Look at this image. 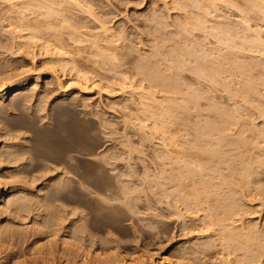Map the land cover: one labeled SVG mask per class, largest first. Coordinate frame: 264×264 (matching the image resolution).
I'll return each mask as SVG.
<instances>
[{
    "label": "bare ground",
    "instance_id": "bare-ground-1",
    "mask_svg": "<svg viewBox=\"0 0 264 264\" xmlns=\"http://www.w3.org/2000/svg\"><path fill=\"white\" fill-rule=\"evenodd\" d=\"M22 1L20 3H26V1ZM40 2L39 6L35 3L36 6H34L36 8L32 6L36 10L31 8L33 11H30L29 9V12L28 9H26L29 13L25 10L24 12L27 13L26 15L22 13V16H19L10 22L15 26L13 27L15 29L11 31L12 28L10 29L11 32H7L8 34L5 36V43L2 47L3 49H0V117H2L3 115L1 114H4L9 108H14L22 114H28L29 117L33 119V123L28 122L27 120L24 121L21 126H15L16 128H12V125L11 128L8 127V130L0 129V264H141L144 259H140V257L143 255L136 256V253L133 252V255L135 256H132V253L125 254L117 249L119 244V238L117 235L120 234L121 230L118 231V228L116 229L115 227H112L113 224L111 226L108 225L105 231H101L98 227L93 225V223L88 225L86 223L85 210L89 213V211L92 210L90 207L92 204L94 206L93 208L96 210H109L115 208L112 210L114 212L117 210L116 207H118V205L114 206V203L122 205L124 207L123 209H126L125 211H127L125 212V219L130 223L129 226H131V229H129V231L131 230L134 241H137L138 244L140 239H137L140 236V231H142L140 229V227H142V220L144 223L142 229L145 228L148 220H150L148 223H151V219L147 220L144 218V214H151V211H149L152 206L151 201L160 203L157 205H163L161 203H164L165 206H163L165 208H167V205L170 207V201L165 198L168 197L169 193L173 194L174 192L178 199L177 202L182 203L180 205H187L186 208L188 210L189 208L192 209V211L194 210L191 219L199 214V209H203V213L200 210L202 217L200 218V215L199 217L197 216L198 219H196L199 223L201 221L200 225L203 223L202 226H204V228L200 226L202 229L199 228V232L202 231L201 233H204L205 231H209L210 234L212 233V235H209L214 237H217L215 234H220L216 239L219 240V238H221L222 240L224 237L226 241L222 240V242H218L223 243L224 241V246H227L224 248L225 251L227 248H232L231 250L233 252L236 250V254L237 249L238 252L241 248L240 252L244 250V252L242 251L244 255L242 254L240 258L245 256L246 260L240 258L236 260L238 258L236 254V259L232 257L235 261L240 260L239 264L241 263V260H249L252 263L257 264L260 261L264 262V217L262 218L263 221L261 220V223H257V221L255 222L252 220L253 218L247 221L244 219L245 224H243V221H241L242 223L239 222L242 218H245L244 212L246 214L247 206L243 197L246 194L257 195V197L259 196L264 203V183L262 182L264 179H260V175H263L264 172V116L259 127L257 124V128L254 126L256 128L255 130L253 128L251 129V127L249 130L246 128V131L248 132L243 135L241 134L242 136H238L240 132H245L243 128L244 126L242 125L245 120L240 114H237V116L241 117L242 121L240 122V117L238 118L234 115L235 111L234 113L232 112V114L231 112H226L228 110L222 111L221 109L218 111V108L220 107H216L218 111L216 118L212 119L209 116V119L206 114L207 119H204L206 118L204 116L205 114L200 116L201 113L197 108L198 106L194 107V109L197 108L198 110H193L194 113L189 114H197L190 117H192V119H196L193 117H201L203 120L200 121L206 120L208 123L204 121L202 123H205L204 126L196 128L197 125H193V121L191 128H189V123L191 122L189 120L190 118L188 119V122L187 118L185 119V117H182V110L179 111L175 107V109L172 107L175 110V113L176 110L181 112V116L177 112L179 114L178 116L182 117L180 119L176 115V118L178 117L177 120L180 123H182L183 120L186 121L184 122V125H182L183 123H179L180 127L175 128L172 126V124H176L174 120L167 125L169 122L167 117V119H165L167 120L165 121V124L162 123V126H160L162 129L158 128V131L162 132V135H159V138L162 137L160 142L157 140L158 143L156 142V144L154 143L152 145L153 155H155L153 158V163L155 164L154 171L157 172L149 176V174L141 175L140 173H138L140 175H136V170L134 171V168L130 164L127 165V160H125V164L128 168H124L126 170H122L121 165L120 169L115 166V159L120 158L121 160H124L125 157L123 155L126 154V157H129L131 152L135 149L129 142L125 144L124 140L119 141V143H117V145H119L114 147L110 157H107L109 153L107 152V155L105 150L103 152L101 150V152L98 153L90 152L86 147L87 141L90 140L86 139L87 123L78 118L81 111L76 117L70 108L72 106L74 93H80L81 90H87L93 85L99 86L101 79H107L106 81L102 80L105 83L108 80H112L111 84H109V82L106 84L102 82L103 84L100 85L101 88L99 87L100 89L104 87L103 90L105 89L107 92L106 94L119 91L118 93L121 92V94L126 93V95H130L131 99L133 98L132 96H134V98L137 96L139 103H143L146 100H153L154 98H152V96L156 92H160V95L167 99L179 96L181 99L185 100L187 95L190 97H197L198 91H196V89H191L190 82V85L186 84L187 81L185 83V78L181 73V70L187 66L183 59L184 55H189L190 57L188 56V58L193 56L192 61L196 62L195 67H193V69L195 68V71H193L197 74L195 79L197 78L198 80V77H205L208 78L210 82H213L217 76L225 71L230 77L233 76L236 69L232 70L234 67L241 68L243 66V68L247 67L249 69L257 64L264 63V58L261 57L264 55V42L262 39H259L261 38V31L259 28L264 26V3H261L260 0H171L173 3L171 6L168 5L169 3L166 1L161 2L163 5L159 4L155 6V10L146 16L141 24L147 32L151 33V35L154 34L156 37L159 36L161 38L164 36V38H166V36H174V34L182 35L190 33L191 35V32L197 30V32L200 31L198 33H201V36H198L196 40H199V37H202V42H199L198 45H193L194 47L189 45L190 47L186 51L184 50L186 48L183 50H176V48L171 60L166 57L167 55H163L164 52H162L159 45L157 46L154 44L153 49L151 51L149 50V52L147 49L144 50V48L142 49L144 53L142 50L139 51V49H137L138 55L133 61L123 62L122 60L121 62V60H117V55L120 54H118L120 50L129 47V44L126 42L128 40L129 32H126L124 28L123 30H120V28L117 29V22L115 23L117 27H108L105 25V21L100 19V15L98 16V13L95 12L94 9L96 7L94 9L91 8L97 6V9L99 10L102 7V0H40ZM87 2L89 6L90 3L93 6L89 7ZM25 3L21 5H25L26 7L27 4ZM29 3L28 5L32 2ZM170 9L175 12H169ZM101 13H105L104 10L103 12H100V14ZM2 14H4V12ZM181 14L182 16L184 15L182 21L179 19L182 18V16H179ZM91 15L93 17H90ZM9 18L11 19V17ZM185 18L187 21H183ZM6 21L8 22V20ZM8 27L9 26L6 28ZM255 27H257V29ZM251 30H253V34H250ZM3 31H5V29ZM262 31L264 30L262 29ZM177 35H175V37ZM211 38L213 40H211ZM143 40L145 39L143 38L142 41ZM183 40L186 43L188 39L185 40L183 38ZM184 41L182 42L183 44ZM139 42L142 43L140 40ZM171 43L169 46H171ZM168 48L173 49L174 47H167V49ZM130 49L131 48H128L127 51L131 52ZM108 51L110 53H107ZM171 53L170 55L168 54L169 57L173 54ZM252 53H260L259 57H261L262 60L258 61L260 58H257ZM245 58L246 60H249L242 61V59ZM113 59L120 61V63L118 62L117 64ZM188 61L186 62L188 63ZM192 61H189V64H191L190 62ZM129 62H132V67H124V65ZM67 65L69 66V68H67L69 69V72L74 71L73 76H75L73 77V80L75 79L80 83L78 87L79 91L74 92L73 90V92L69 94L66 92H61L62 94H59L58 92L57 94V92L54 91L59 90L56 89V84H58L61 75L58 73L61 70L63 76V73L67 72V69L65 68ZM190 66L193 65L191 64ZM185 68L187 69V67ZM37 70L40 71L35 75L32 74V79L34 77L32 85L38 81L42 74L45 78V82L42 84L43 87H39L41 88L39 91H35L31 84L26 83V80L29 78L27 73L33 71L36 72ZM193 71L191 72L193 73ZM130 72L138 77V83L137 81L134 82L131 77L127 76ZM243 72L241 71L240 73L243 74ZM246 73V76L242 75L245 78L248 75V72ZM66 75H68V72ZM69 75L68 81L71 79ZM224 75L225 74L223 73V76ZM237 75L238 74H236V76ZM238 76L241 75L239 74ZM238 76L237 78H239ZM230 77L228 79L232 80ZM239 79H237V81H239ZM226 80L227 78H225L224 82H226ZM143 82L147 83V87L142 85ZM224 82L223 84H226ZM230 82L231 81L229 80V83ZM234 83L235 82H233V84ZM136 84H139L140 86L138 87ZM223 84L222 89L224 88ZM30 85L32 87H30ZM49 85H53V87H49ZM58 86L60 85L58 84ZM227 86L229 85H226L225 87ZM61 87L63 86L61 85ZM11 90H14L13 94L6 99V93H10ZM249 90L253 91L254 89L250 87ZM89 91L91 90L89 89ZM53 92L57 95L54 94V97L50 99V102L47 104L48 97L50 98L48 95H51ZM231 93L229 92V96ZM233 93L236 95L234 91ZM201 95H204V92L201 93ZM237 95H239V92ZM153 97H156V95ZM233 97L235 96L230 97V99ZM127 98L130 99L129 96ZM236 98L238 97L236 96ZM228 99L226 100L228 101ZM172 100L173 99L170 100V104ZM150 102L151 101H149V103ZM197 102L198 99H196L195 106L197 105ZM146 104L142 107L144 110L152 108V105L147 108ZM136 110L138 111L137 108ZM144 110H141L142 114L145 113L143 112ZM10 113L11 112H9V114ZM82 114H85V112L82 111ZM151 116H153V114ZM184 116L189 117L188 113ZM81 117L83 116L81 115ZM7 119L8 118H5V120ZM5 120L2 121L1 119L2 122H5ZM208 120H214L215 123L209 125L210 122ZM185 123L187 125L189 124L188 129L193 135L189 131L185 133L184 130L187 129ZM103 124L101 125L103 126ZM37 126L42 127L38 128ZM149 126L146 124V127L149 128ZM182 126L186 128L184 129ZM192 126H194L195 129H192L194 128ZM154 128L157 129V127ZM189 133H191L193 137L189 136ZM186 135L190 137H188L189 140ZM38 137L39 140L36 141V138ZM151 137L153 136L151 135ZM154 137L156 136L154 135ZM142 138H145V135ZM147 139L150 138L147 137ZM147 139H145V141ZM138 140L141 141V138L139 139L138 137ZM107 142L108 141L105 143ZM186 143H188L187 147L185 145ZM100 148H103V145ZM140 152L142 153V150ZM89 157L90 159L92 158V160L94 159L92 162H89V164L95 168L101 170L104 167L103 163H105L110 164V168H107L109 172L113 170V173L114 169H118V172L115 171V173L107 179L108 183L106 185L105 178L93 175L82 169L81 165L88 163L87 159H89ZM110 158H113L114 160L112 159L111 161ZM73 162L77 164L75 165ZM115 162H117V160H115ZM175 195H173V197ZM85 197L94 199L95 205L91 200H88ZM202 204L205 207L200 208L199 206H203ZM184 206L182 207L186 211L187 209ZM194 206L195 208L199 207L196 208L198 210H196ZM165 208L163 209L165 210ZM174 209H176V206ZM174 209L173 211L175 212L176 210ZM144 210H148L149 212L147 211L144 213ZM177 210V214L174 215L178 216V212L180 211L179 207H177ZM188 210L187 212H190ZM204 212L206 213L204 214ZM120 214L121 213H119V215ZM141 214H143L144 217H141ZM169 214L166 216H169ZM163 215L164 213H162L161 216L165 217V215ZM171 215L173 217L172 212ZM180 215L183 216L182 213ZM189 217L190 215L188 218ZM180 218L182 220V217ZM188 218L186 219L188 220ZM164 219H166V217ZM145 220L146 223L144 222ZM187 220L184 219V221H186L185 223L188 222ZM191 221H193L192 224L195 223V219L190 220V222ZM181 222L179 228L183 227L184 230L189 229V232L191 231L190 229L195 230L199 227V225L196 226L195 224L197 228L194 225H190L191 227L186 228L189 224L182 223L184 226L187 225L184 228L183 225L181 226ZM236 222H239V225L236 224ZM150 226L156 228L154 224V226H146V229ZM124 227L125 226H123V228ZM154 228L152 229L153 231H156V233H162V231L159 233V231ZM150 229L151 228L148 230ZM203 229H205V231H203ZM150 231L152 232V230ZM158 234H154L153 236L155 237ZM221 234H223V236H221ZM183 236L185 237V235ZM206 236H208V234ZM206 236L204 237L206 238ZM210 236L207 237L209 240L212 238ZM171 238L173 239V237ZM158 239V242L160 243V237ZM190 240L192 239L190 238ZM203 240H201L202 244L205 243ZM134 241L131 242L136 245V242ZM198 241L196 240L197 243L200 242ZM215 241V239H211L212 245L210 244V247L214 248ZM163 243V246H165V242ZM167 243L168 242H166V244ZM202 244H199V246L196 244V247L198 246L200 248L201 245L202 250ZM207 244H205V246L208 247L209 245ZM147 245L144 244L143 247ZM136 246L137 248H140L142 247V244L141 246ZM187 247L184 248L183 246V250H181L184 254L177 253L179 251L178 247V249L175 248L178 251L175 249L173 250V253L175 251L177 253V258H175L176 255L172 254V256H175L174 258L177 259V263L179 262L181 264V262H183V259L185 258L184 255L186 256L189 252H195V249L191 246L190 247L194 249H192L194 252L190 247H188L190 250H184L188 249ZM221 247L223 248V244L219 248ZM203 248L202 252H204V250L206 251L205 247ZM210 249L211 248H207V250ZM141 251H144V248L143 250L141 249ZM147 251L150 250L147 249ZM184 251L189 252L185 254ZM196 251H198V249ZM230 251H228L229 254L226 252L228 254L227 256H230ZM170 252L172 253L171 250ZM144 253H146V251H144ZM146 254L148 255V253ZM178 254H180V257L183 256L184 258L180 259ZM232 254L233 255L231 256H234V253ZM152 255L154 254H150V256L148 255V258L151 259ZM222 255V264H225L226 261L223 258L228 257L223 255L222 258ZM150 259L149 261L152 262L153 260ZM161 260H163V258ZM156 261L154 260L153 264H157ZM174 261L176 262V260ZM249 264L251 263L249 262Z\"/></svg>",
    "mask_w": 264,
    "mask_h": 264
},
{
    "label": "rangeland",
    "instance_id": "rangeland-1",
    "mask_svg": "<svg viewBox=\"0 0 264 264\" xmlns=\"http://www.w3.org/2000/svg\"><path fill=\"white\" fill-rule=\"evenodd\" d=\"M15 1V2H14ZM20 0H0V49H3L2 47H3V45H4V43H5V36L8 34L7 32H11V31H13L15 28H13V27H15L14 25H12L10 22L12 21V20H15V18H17V17H19V16H22L23 14L22 13H24V15H26L27 13H29L32 9H35L36 7V4H38V6H39V4L41 3L40 2V0H29V2L31 3H29L28 2V0H24V1H26V3L25 4H27V8L25 7V5H21V4H24V3H20L19 2ZM33 1H34V4H33ZM103 2H102V9L100 8V7H98V8H100L99 10L97 9V6H94V7H91V6H93V5H91V3H90V6H89V4H88V2H87V4H88V6L89 7H91V8H95L94 10H95V12H97L98 13V16L100 15V19H102V20H104L105 21V25L106 26H108V27H117V29H119L120 28V30H123V28H124V30H126V32H129V35H128V40L126 41L127 42V44H129V47H127V49H123V50H120L119 52H118V54L119 55H117V60H121V62H122V60H123V62H128V61H133L134 59H135V57L138 55V53H137V49H139V51H141L143 48H144V50H148V52H149V50L151 51L152 49H153V45L155 44V45H159L160 46V48H161V50H162V52H164L163 53V55H167L166 57L167 58H169V60H171L173 57V55H174V50L176 49V50H183L184 48H186V49H184L185 51L186 50H188L189 49V45H192V47H194L195 45H198V43L199 42H202V40H201V38L202 37H199L200 39L198 40H196V38H198V36H201V33H198V32H200V31H198L197 32V30L195 31H193V32H191V35H190V33L188 34V33H186V34H182V35H180V34H174V36L173 35H168V37L166 36V38H164V36H162L161 38L159 37V36H155L154 34V36L153 35H151V33H149V32H147L144 28H143V26L141 25L142 24V22H143V20L145 19V17L146 16H148L149 14H151V12H153V10H155V6H157V5H163L161 2H168L169 4L168 5H173V3L171 2V0H102ZM152 1H154V2H152ZM157 1V2H156ZM159 1V2H158ZM262 0H260V2H261ZM264 1V0H263ZM261 2V3H264V2ZM5 2V3H4ZM19 2V3H18ZM23 2V1H22ZM30 4V5H28V3ZM149 2H150V4H149ZM153 4H152V3ZM36 3V4H35ZM33 4V5H32ZM17 5V6H16ZM35 5V6H34ZM32 6H34V7H32ZM150 6H152V7H150ZM10 8V9H9ZM24 8V9H23ZM32 8V9H31ZM38 8V7H37ZM147 8V9H146ZM26 9H28V11H29V9H30V11L28 12ZM151 9V10H150ZM19 10V11H18ZM26 10V12L27 13H25L24 11ZM36 10V9H35ZM103 10H104V12L105 13H101L100 14V12H103ZM174 10H177V9H174ZM18 11V12H17ZM23 11V12H22ZM33 11V10H32ZM93 11V10H92ZM175 12V11H173L172 9H170L169 10V12ZM4 12V14H2ZM10 12H11V15H10ZM112 12V13H111ZM121 12V13H120ZM123 12V13H122ZM14 14V15H13ZM121 14V15H120ZM9 15V16H8ZM88 15V14H87ZM114 15V16H113ZM123 15V16H122ZM129 15V16H128ZM117 16V17H116ZM120 16V17H119ZM134 16H136V17H134ZM179 16H182V14L181 15H179ZM9 17H11V19L9 18ZM90 17H93L92 15L90 16ZM114 17H116V18H114ZM183 17H184V15L182 16V18H179V19H181L180 21H182V19H183ZM111 18V19H110ZM113 18V19H112ZM141 19V20H140ZM6 20H8V22L6 21ZM119 20V21H118ZM137 20V21H136ZM2 21H4V22H2ZM129 23H128V22ZM183 21H187L186 20V18H185V20H183ZM117 22V26H116V23ZM119 22H120V24L122 25H120L119 24ZM122 22V23H121ZM126 22V23H125ZM252 22V21H251ZM250 22V23H251ZM8 23V24H7ZM261 23V22H260ZM10 24V25H9ZM124 24V25H123ZM127 24V25H126ZM132 25V26H131ZM137 25H139V26H137ZM7 26H9L8 28H6ZM126 26V27H125ZM137 28H136V27ZM133 27V28H132ZM3 28V29H2ZM13 28V29H12ZM256 29H257V27H255ZM264 30V26H262V27H260L259 29H260V37L261 38H259V39H262L263 40V42H264V31H262V29ZM5 29V31H3ZM8 29H9V31H8ZM10 29H12L11 31H10ZM7 30V31H6ZM3 31V32H2ZM132 31V32H131ZM134 32H135V34H134ZM252 32V33H251ZM251 32H250V34H253V30H251ZM263 32V33H262ZM4 33V34H3ZM133 33V34H132ZM1 34H2V36H1ZM143 34H144V37H143ZM199 34V35H198ZM148 35V36H147ZM175 35H177L176 37H175ZM184 35H186V36H184ZM190 37H188V36ZM195 36V37H194ZM197 36V37H196ZM138 37V38H137ZM140 37V38H139ZM150 37H151V39H150ZM153 37V38H152ZM155 37V38H154ZM177 37H179V38H177ZM191 37H192V39H191ZM147 39L146 40V42H145V40H143L142 41V39ZM162 38H164V39H162ZM172 38V39H171ZM175 38H177V39H175ZM183 38L185 39V40H187L186 41V43H185V41L183 40ZM194 38H195V40H194ZM154 39V40H153ZM156 39V40H155ZM179 39V40H178ZM181 39V40H180ZM190 39H191V41L193 42V40H194V42H193V44H192V42L190 41ZM136 40V41H135ZM139 40L142 42V43H140L139 42ZM150 40V41H149ZM153 40V41H152ZM158 40V41H157ZM160 40V41H159ZM163 40V41H162ZM167 42H166V41ZM169 40H171V41H169ZM184 41V44L182 43L183 41ZM201 40V41H200ZM211 40H213L212 38H211ZM138 41V42H137ZM179 41V42H178ZM180 41H182V42H180ZM191 42V44H190V42ZM198 41V42H197ZM172 42V43H171ZM197 42V43H196ZM139 45H138V44ZM144 43V44H143ZM156 43H159V44H156ZM161 43V44H160ZM163 43V44H162ZM170 43H171V46H169L170 45ZM180 43V44H179ZM195 43V44H194ZM136 44V45H135ZM173 44V45H172ZM188 45V47H187V45ZM142 45H144V46H142ZM180 45V46H179ZM194 45V46H193ZM138 46V47H137ZM150 46H151V49H150ZM176 46V47H175ZM179 46V47H178ZM136 49H135V48ZM149 47V48H148ZM167 47H174L173 49H170V48H168L167 49ZM181 47V48H180ZM197 47V46H196ZM128 48H131L130 49V51L131 52H128L127 50H128ZM134 48V49H133ZM197 49V48H196ZM198 49H199V47H198ZM167 50V51H166ZM175 50V51H176ZM142 52H143V50H142ZM173 54H172V53ZM107 53H110L109 51L107 52ZM144 53V52H143ZM170 53L172 54L171 55V57H169L168 56V54L170 55ZM252 54H254V53H252ZM259 54L260 53H255L254 55L258 58L259 57ZM188 56L189 55H184L183 56V59H184V62L186 63V65L187 66H185V67H187V69L184 67L182 70H181V73H182V76L185 78L184 79V81H185V83H186V81H187V85L189 84V82H190V87H191V89H193V90H195L196 89V91H198L197 92V94H198V96L197 97H190L189 95H187V97H186V99L184 100V99H181V97H179V96H176V97H174V98H171V99H173L172 101H171V104H170V100L171 99H167V98H164V97H162L161 95H160V92H156L153 96H155L156 95V97H153L152 96V98H154L153 100H146L145 102L147 103H145V102H143V103H139V99L137 98V96H135V98H134V96H132L133 98L131 99L130 98V95H126V93L125 94H121V92L120 93H118L119 91H116L115 93L114 92H111L109 95L108 94H106L107 92L105 91V89L103 90V88L102 89H100L101 88V84H106L107 82H109V84H111V82H112V80L111 81H107L106 83L105 82H103L102 80H104V81H106L107 79H101V83H99L100 85L98 86V85H95V86H97V87H95L94 85L93 86H90L87 90L89 91V89L91 90V91H87L86 89L83 91V90H81L80 91V93L78 92V93H74V97H73V99H72V106L70 107L71 108V110L74 112V114H75V116L77 117V115L80 113V111H81V113L78 115L79 117V119H81V120H83L84 122H86L85 124H86V128H87V137H86V139L88 140V139H90V140H86L87 141V145H86V147L88 148V150L90 151V152H92V153H98V152H101V150H102V152L105 150L106 151V153L108 152L109 153V155H108V153H107V157H110V155H111V152L114 150V147L115 146H118L117 145V143H119V141H125V144H127V142H129L135 149L131 152V154L129 155V157H126V154H124L123 156L125 157V159L124 160H121L120 158L119 159H115V160H117V162H115V160H114V164H116L115 166L118 168V169H120V167L122 168V170H126L127 168H128V166L127 165H131L134 169V171L136 172V175H144V174H149V176L151 175V174H155V172H157V171H154L155 170V168H154V166H155V164L153 163V158L155 157V155H153V144L155 143L156 144V142H157V140H159L158 142H160V139H161V137L159 138V135H162L161 133L162 132H159L158 131V128H160V129H162L160 126H162V123L163 124H165V121H169L168 122V124L167 125H169L170 124V122L171 121H173L174 120V122L176 123V124H172V126L173 127H175V128H178V127H180V124H182V125H184V122L186 121H184L183 120V122H182V120H181V122L182 123H180L178 120H177V118L179 117L178 115L180 114V116H181V112H182V117H185V119L187 118V120L189 119L191 122L188 124L190 127L189 128H191V125L193 124V121H194V124L193 125H197L196 126V128H200L201 126H204L205 125V123L204 124H202L204 121L205 122H207L206 120H204V121H200V120H203V118H201V117H199V118H197V117H193V118H196V119H198V120H196V119H192V117H190V116H195L197 113H195V115L194 114H192V115H190L189 113H194V111H196V109L198 108L199 110H200V116H203L204 114V116L206 117V114L208 115V118H209V116H210V118H216V115H217V112L218 111H220L221 109H222V111H226V110H228V111H226V112H233L234 113V111H235V113H234V115L235 116H237V114H240V116L245 120L244 122H243V128H244V131L245 132H240L239 134H238V136L240 135V136H242L243 134H246V132H248V131H246V128L249 130L250 129V127H251V129L253 128L254 130L257 128V124H258V127L260 126V123L262 122V120H263V116H264V63H262V64H257V65H255V66H253V68H247V67H244L243 68V66L241 67V68H238V67H234V68H232V70H234L235 68V71H234V75L236 76V74H240L241 76H238L239 78H241V79H239V78H237V76L235 77L234 75L233 76H229V75H227L226 74V71L225 72H223L225 75L223 76V73H221L219 76H217L216 78H215V80L213 81V82H210V80L208 79V78H205V77H198V80H197V78L195 79V76L197 75L194 71H195V68L193 69V67H195V65H196V62H194V61H192L193 59V56H191V58H188ZM120 57H122V58H120ZM190 57V56H189ZM262 58H264V55H262L261 56ZM261 57H259L260 59H258V61L259 60H262V58ZM248 58V57H247ZM114 61H116L115 59H113ZM112 60V61H113ZM192 61V62H190L193 66H190L191 64H189V61ZM245 61L246 60V58L245 59H242V61ZM249 59H247L246 61H248ZM186 61H188V63L186 62ZM117 62V64H118V62L120 63V61H116ZM165 64V63H164ZM132 62H129V63H126L125 65H124V67L125 66H128V67H132ZM68 66V65H67ZM67 66H65V68L67 69V68H69V66L67 67ZM40 67V66H39ZM105 67V66H104ZM106 68H107V66H106ZM189 68V69H188ZM247 68V69H246ZM43 69V68H42ZM66 69H65V71H66ZM241 69V70H240ZM246 69V70H245ZM251 69V70H250ZM184 70V71H183ZM187 70V71H186ZM194 70V71H193ZM240 70V71H239ZM247 70H249V71H247ZM38 71H40V70H37L36 72L35 71H33V72H28L27 74L29 75V78L26 80V83H28V84H31L32 85V81H33V79H34V77H33V79H32V76L33 75H35L36 73H38ZM183 71V72H182ZM185 71H186V73H185ZM190 71V72H189ZM191 71H193V73L191 72ZM243 72V74L242 73H240V72ZM248 72V75H247V77L245 78V77H243V76H246V72ZM67 72H68V75L70 74V73H72V74H70L69 76L71 77V79L70 80H73V77L75 76H73V72L74 71H70L69 72V69H67ZM67 72H64L63 73V76H64V74H65V76L63 77L62 76V71L60 70L59 71V73L58 74H61L60 75V79H59V82H61V81H63V82H61V83H59L58 82V84L60 85V86H58V84H56L57 86H56V89H59L58 91L56 90V91H54V92H57V94H58V92H59V94L62 92V93H67V94H69V93H71V92H73V90H74V92H76V91H79V84L80 83H78L75 79L73 80V81H68V79H69V77H68V75H66V73ZM189 74H188V73ZM131 73V74H130ZM130 73H128L127 74V76H129V77H131L132 78V80L135 82V81H137V83H138V77L137 76H135V75H133L132 74V72H130ZM26 74V75H27ZM33 74V75H32ZM192 74H194V75H192ZM252 74V75H251ZM124 75V74H123ZM190 75V76H189ZM243 75V76H242ZM31 76V77H30ZM181 76V77H182ZM192 76V77H191ZM43 77V78H42ZM120 77V76H119ZM122 77V76H121ZM197 77V76H196ZM224 77V78H223ZM232 78V80L231 79H228V78ZM187 78V79H186ZM194 78V79H193ZM225 78H227V80H226V82H224L225 81ZM239 79V81H237V79ZM66 79V80H65ZM218 79V80H217ZM95 80H97V79H95ZM189 80V81H188ZM192 80V81H191ZM229 80L231 81L230 83H229ZM236 80V81H235ZM244 80V81H243ZM253 80H254V82H253ZM222 81V82H221ZM235 82L234 84H233V82ZM44 82H45V78H44V75L42 74L41 75V77L38 79V81L36 82V83H34V85H32L33 86V88H34V90L35 91H39L43 86H42V84H44ZM77 82V83H76ZM103 82V83H102ZM116 82V81H115ZM223 82L224 83H226V84H223ZM239 82V83H238ZM241 82V83H240ZM247 82H248V85L250 86V87H252L254 90L253 91H250L249 90V86L247 85ZM38 83V84H37ZM196 83V84H195ZM68 84V85H67ZM95 84V83H94ZM108 84V85H109ZM194 84V85H193ZM200 86H199V85ZM204 84V85H203ZM221 84V85H220ZM222 84H223V89H222ZM30 85V87H32ZM35 85H36V87H35ZM54 85V84H53ZM53 85L52 86H50L49 85V87H53ZM61 85L63 86V87H61ZM138 87L140 86L139 84H136ZM142 85H145V87H147V83L146 82H143V84ZM197 85V86H196ZM219 85V86H218ZM226 85H229V86H227V87H225ZM238 85H240V86H238ZM249 87H247V86ZM102 86H104V85H102ZM195 86V87H194ZM243 86V87H242ZM246 86V87H245ZM39 87H41V88H39ZM94 87V88H93ZM100 87V88H99ZM199 87V88H198ZM230 87V88H229ZM233 87H234V89H233ZM242 87V88H241ZM78 88V89H77ZM228 88H229V90H228ZM247 88V89H246ZM15 89V88H14ZM66 89V90H65ZM100 89V90H99ZM204 89V90H203ZM237 89H239V90H237ZM96 90V91H95ZM146 90H148V89H146ZM203 90V91H202ZM244 90V91H243ZM14 91V90H13ZM13 91L11 90V94L8 92V93H6V95H5V98L6 99H8L12 94H13ZM70 91V92H69ZM100 91V92H99ZM102 91V92H101ZM233 91L235 92V94L236 95H234V93H233ZM52 93L51 95L49 94L48 96H50V98L48 97V102H47V104L50 102V99H52L53 97H54V94L55 95H57L56 93ZM96 92V93H95ZM104 92V93H103ZM203 93L204 92V95H201V93ZM228 92V93H227ZM229 92L231 93H233V95H232V93L230 94V96H229ZM239 92V95H237V93ZM61 93V94H62ZM200 93V94H199ZM97 94V95H96ZM106 94V95H105ZM220 96H219V95ZM259 94V95H258ZM88 95V96H87ZM94 95V96H93ZM112 95V96H111ZM235 96V97H233L232 99H230V97H232V96ZM263 95V96H262ZM86 96V97H85ZM99 96H100V98H99ZM124 96V97H123ZM129 96V98L130 99H128L127 97ZM236 96L238 97V98H236ZM8 97V98H7ZM81 97V98H80ZM90 97V98H89ZM125 97H126V99H128V100H126L125 99ZM188 97H189V99H188ZM222 97V98H221ZM259 97V98H258ZM100 100H99V99ZM106 98V99H105ZM111 100H110V99ZM194 98V99H193ZM203 98V99H202ZM229 98V99H228ZM235 98V99H234ZM82 99V100H81ZM190 99H192V100H190ZM196 99H198V102H197V105L195 106V102H196ZM219 99V100H218ZM226 99H228V101L226 100ZM249 99V100H248ZM87 102H86V101ZM168 100H169V102H168ZM180 100V101H179ZM232 100V101H231ZM138 101V102H137ZM149 101H151L150 103H149ZM174 101V102H173ZM185 101V102H184ZM188 101H189V104H188ZM183 102V103H182ZM234 102H235V104H234ZM86 103V104H85ZM89 103V104H88ZM132 103V104H131ZM166 103V104H165ZM177 103V104H176ZM185 103V104H184ZM187 103V104H186ZM190 103H192V104H190ZM221 103V104H220ZM224 103V104H223ZM230 103V104H229ZM232 103V104H231ZM253 103V104H252ZM258 103V104H257ZM137 104H138V106H137ZM144 104H146V106H147V108L150 106L151 107V105H152V108H150L149 110L148 109H145L144 110V108H142L143 107V105ZM157 104V105H156ZM172 104H176V105H172ZM181 104H182V106H181ZM223 104V105H222ZM103 105V106H102ZM117 107H116V106ZM155 107H154V106ZM187 105H189V106H191V107H189V106H187ZM202 105V106H201ZM228 105V106H227ZM146 106H145V108H146ZM162 106V107H161ZM164 106H166V107H164ZM177 106V107H176ZM187 106V107H186ZM198 106V107H197ZM134 107V108H133ZM175 107L176 109H178L179 111H181V112H179V111H177L176 110V113H175V108L173 109V108ZM182 107V108H181ZM194 107H197L196 109H194ZM218 107H220V108H218V111H217V108ZM110 108V109H109ZM129 108V109H128ZM136 108L138 109V111L136 110ZM141 108V109H140ZM189 108V109H188ZM191 108V109H190ZM119 109V110H118ZM164 109V110H163ZM185 109H187V110H185ZM197 109V110H198ZM240 109V110H239ZM245 109H247V110H245ZM259 111H258V110ZM13 110V111H12ZM75 110V111H74ZM141 110H144L143 112H145V113H143L142 114V111ZM148 110V111H147ZM194 110V111H193ZM232 110V111H231ZM77 111V112H76ZM82 111H84L85 112V114H82ZM165 111V112H164ZM193 111V112H192ZM261 111V112H260ZM5 112H6V114H5ZM4 112V114H1V115H3L2 117H0V129H3V130H8L9 128L8 127H12V125H13V127L12 128H16L17 126H21L22 124H23V122L24 121H27L28 120V122H32L33 123V119H31V117H29V115L28 114H22L20 111H18V110H16V109H8L7 111H5ZM9 112H11L10 114H9ZM136 114H134V113ZM152 112H154V113H152ZM179 114H178V113ZM199 112V111H198ZM212 112V113H211ZM250 112V113H249ZM257 112H259V113H261V114H259V113H257L258 114V116H257V114L256 113ZM8 113V114H7ZM150 113V114H149ZM165 113H166V115H165ZM187 113H188V116L189 117H186V116H184L185 114L187 115ZM216 113V114H215ZM232 113V114H233ZM244 113H245V116H244ZM105 116H104V115ZM123 114V115H122ZM148 114V115H147ZM153 114V116H151ZM199 114V113H198ZM214 114H215V116H214ZM4 115H5V117H4ZM7 115H8V117H7ZM27 115H28V117H27ZM81 115L83 116V117H81ZM86 115V116H85ZM118 115V116H117ZM142 115H143V117L145 118H143L142 117ZM145 115H147L148 117H153V118H148L147 116H145ZM176 115L178 116L177 118H176ZM212 115H213V117H212ZM137 116V117H136ZM240 116H237L238 118L240 117ZM26 117V118H25ZM105 117V118H104ZM129 117V118H128ZM135 117H136V119H135ZM156 117V118H155ZM167 117H168V119H167ZM182 117H179L180 119L182 118ZM241 117L239 118V120H240V122L242 121L241 120ZM248 117V118H247ZM252 117V118H251ZM5 118H8L7 120H5ZM18 118V119H17ZM84 118V119H83ZM124 118V119H123ZM138 118V119H137ZM154 118H155V120H154ZM209 118V119H210ZM256 118V119H255ZM258 118V119H257ZM1 119H2V121H4L5 120V122H2L1 121ZM86 119H88V120H86ZM127 119V120H126ZM135 121H134V120ZM144 121H142V120ZM165 119H167V120H165ZM170 119V120H169ZM179 119V120H180ZM204 119H207V117L206 118H204ZM251 119V120H250ZM14 120V121H13ZM126 120V121H125ZM189 120H188V122H189ZM21 121V122H20ZM105 121V122H104ZM142 121V122H141ZM152 121H153V123H152ZM195 121H196V123H195ZM209 121V120H208ZM246 121H247V124H246ZM251 121V122H250ZM9 122V123H8ZM104 124H103V123ZM130 122H131V124H130ZM210 122V124L209 125H213L214 123H215V121L214 120H212V121H209ZM4 123V124H3ZM103 124V126L101 125V124ZM106 123V124H105ZM145 123V124H144ZM152 123V124H151ZM156 123V124H155ZM180 123V124H179ZM201 123V124H200ZM208 123V122H207ZM35 124V123H34ZM133 124V125H132ZM146 124H147V126H149V128L148 127H146ZM157 124H160V125H157ZM253 124H255V125H253ZM10 125V126H9ZM37 125V124H36ZM141 125H142V127H141ZM185 125H187L186 123H185ZM188 125H187V129L186 130H184L185 131V133H187V131H189V132H191L189 129H188ZM248 125V126H247ZM16 126V127H15ZM50 126H52V125H50ZM101 126V127H100ZM107 126V127H106ZM140 126V127H139ZM145 126V127H144ZM152 126V127H151ZM200 126V127H199ZM256 128H255V127ZM38 127V126H37ZM40 127H42V126H40ZM40 127H38V128H40ZM103 127V128H102ZM154 127H157V129H155ZM192 127H194V126H192ZM101 128V129H100ZM104 128H105V130H104ZM111 128V129H110ZM145 128V129H144ZM114 129V130H113ZM136 129V130H135ZM141 129V130H140ZM150 129V130H149ZM192 129H195V127L194 128H192ZM112 130V131H111ZM124 130V131H123ZM131 130V131H130ZM138 130V131H137ZM153 130H154V132H153ZM107 131V132H106ZM156 131H158V132H156ZM194 131V130H193ZM101 132V133H100ZM103 132V133H102ZM106 132V133H105ZM112 132V133H111ZM114 132H117V133H114ZM120 132H121V135H120ZM143 132H146V133H143ZM152 132V133H151ZM140 133V134H139ZM153 133H154V135L157 137V138H159V139H157L156 137H154V135H153ZM192 133V132H191ZM191 133H189L190 135L189 136H191V137H193L192 135H193V133H192V135H191ZM107 134V135H106ZM118 134V135H117ZM126 134H127V137H126ZM129 134V135H128ZM150 134V135H149ZM242 134V135H241ZM110 135V136H109ZM113 135V136H112ZM145 135V138H142L143 136ZM151 135L154 137H151ZM112 136V137H111ZM122 136V137H121ZM136 136V137H135ZM187 136V135H186ZM189 136H187V138L189 137ZM237 136V135H236ZM237 136V137H238ZM108 137H109V139H108ZM124 137V138H123ZM138 137H139V139L141 138V141L142 142H144V143H142L140 140H138ZM147 137H149L150 139H147ZM104 138V139H103ZM106 138V139H105ZM130 138V139H129ZM190 138V137H189ZM189 138H188V140H189ZM115 139V140H114ZM127 139V140H126ZM143 139V140H142ZM145 139H147L146 141H145ZM39 140V137L38 138H36V141H38ZM106 141H108L107 143H105ZM152 141H153V143H152ZM157 142V143H158ZM128 143V144H129ZM148 143V144H147ZM129 144V145H130ZM140 144V145H139ZM143 144V145H142ZM103 145V148H100L101 146ZM138 145V146H137ZM186 145V147H187V145H188V143H186L185 144ZM98 148V149H97ZM92 149H93V151H92ZM149 149V150H148ZM110 150V151H109ZM135 150H137V151H135ZM142 150V153L140 152ZM97 151V152H96ZM152 151V152H151ZM144 152V153H143ZM105 153V152H104ZM135 153V154H134ZM140 155V156H139ZM145 156V157H144ZM264 158V157H263ZM111 159V158H110ZM109 159V160H110ZM112 159H111V161H112ZM128 159H130V160H128ZM149 159H151V160H149ZM88 160V163H86V164H84V165H81V167H82V169H84V170H86V171H88V172H90L91 174H93V175H96V176H101V177H103V178H105V185L108 183L107 182V179L108 178H110L114 173H115V171H117L116 169H114V172L112 173V171L113 170H111L110 172H109V168H110V164H105V163H103V165H104V167H103V169H98V168H95V167H93L91 164H89V162H92L93 160H92V158L90 159V157H89V159H87ZM119 160V161H118ZM125 160H127V165L125 164ZM142 160V161H141ZM144 161H146V162H144ZM130 162V163H129ZM143 162V163H142ZM73 164H77V163H75V162H73ZM123 164H124V167H123ZM133 164V165H132ZM144 164H145V167H144ZM106 165V166H105ZM121 165V166H120ZM108 166V167H107ZM130 166V167H131ZM148 166V167H147ZM126 167V169H124ZM108 168V169H107ZM136 168V169H135ZM146 168V169H145ZM151 168V169H150ZM154 168V169H153ZM108 170V171H107ZM139 171V172H138ZM118 172V171H117ZM138 173H140V174H138ZM176 173V172H175ZM261 176V177H260ZM259 177H260V179L261 180H263L264 179V172H263V175L261 174ZM258 177V178H259ZM255 179V178H254ZM260 180V181H261ZM263 183H264V181H262ZM262 182H260V183H262ZM175 193V192H174ZM171 194V193H169V195H168V197H166L165 199H167L168 201H170L169 202V204L171 203V205H170V207H168V205H167V208H165L164 206V203H161V204H163V205H157V204H160V203H158V202H155V201H151L152 202V206H151V210L149 209V211H151V218H150V215H145L144 214V216H143V214H141V217L143 216L144 218H146L147 220L148 219H151V223L149 224L148 223V221L150 222V220H148L147 221V224H146V226H149V225H153L154 226V224H155V226H156V228H154V227H152V226H150V227H148L147 229H146V226H145V228H143L142 229V227H144L143 226V220H142V227H140V229L142 230V231H140V236L141 237H143V238H141L140 236L138 237V239L137 240H139L140 239V241L138 242V244H137V241H134V238H133V234H132V232H131V230L129 231V229H131V226H129L130 225V223H129V221L127 220V219H125L126 217V214H125V212H127V211H125L126 209H123L124 207L122 206V205H120V204H113L114 206H117L118 205V207H116L117 208V210L116 211H112V210H114V209H109L110 210V212H109V210L108 209H102V210H100V209H95V208H93L94 206L91 204V208H92V210H88L89 211V213H87V210H85L86 211V223L88 224V225H90V224H92L93 223V225H95L96 227H98L101 231L103 230V231H105V229L108 227V225L109 226H111L112 224V227H115L116 229L118 228L119 230L118 231H120V234L119 235H117L118 236V238H119V244H118V250L119 251H121V252H123V253H125V254H129V253H132V256H142V257H140V259H144L143 261H142V263L141 264H153V261L155 260H157L156 261V263L158 264H172V263H177V259H175V258H177V253H180V254H184V253H182L181 252V250H183L182 248H183V246H184V248H186L188 245V247H193L194 249H195V252L193 251L194 249L193 248H191L190 247V249L194 252V253H190L189 251H184L185 252V254L186 253H188L189 252V254H186V256L184 255V257L182 256V257H180L179 255L180 254H178V257H180V259L181 258H184L183 259V262H181V260L178 258V260L181 262V264L183 263V264H218V262L220 261L221 262V264H222V259H221V255L223 254L224 256H227L228 254H229V252L228 251H230L232 248H230V249H228L227 248V250L225 251L224 250V248L225 247H227V246H224V241H223V243H220V242H222V240H225L224 239V237H223V239L221 240V238H219V240L218 239H216V238H218V235H220V234H215V236H217V237H214V236H210V235H212V233L210 234V232L206 229V227H205V229L208 231V232H206L205 231V229H203V231H205L204 233H201L202 231H200L199 232V228H201L202 229V227L204 228V226H202V224L200 225V223H201V221H200V223L196 220V219H198L197 218V216L199 217L200 215H201V213H200V210H201V212H202V210L203 209H199V211H198V215L196 216V217H194V218H192L193 220L195 219V223L194 224H192V222L193 221H191L190 222V220H192L191 219V215L192 214H194V210L192 211V209H190L189 208V210L186 208V206L187 205H180V204H182L181 202H177L178 201V199L176 198L177 196L175 195V194ZM173 195H175L174 197H173ZM85 198H87L88 200H91V202L95 205V203H94V199H92V198H90L89 199V197H85ZM176 198V199H175ZM259 199V200H258ZM243 200H244V202H245V204H246V206H247V210H246V214H245V212H244V215H242V216H244L245 218H242L239 222L240 223H242L241 221H243V224H245L244 222H245V220L247 221V220H249V219H252V220H254L255 222L257 221V223H261L263 220H262V218L264 217V203L262 202V200H261V198H259V196L257 197V195H254V194H252V195H250V194H246L244 197H243ZM209 202H211L212 201V199H211V201L210 200H208ZM156 203V204H155ZM212 203V202H211ZM179 204V205H178ZM183 204H185V203H183ZM262 204V205H261ZM203 205V204H202ZM160 206H162V207H160ZM172 206V207H171ZM175 206H176V209H174L175 208ZM182 206H184L188 211H192L191 213L190 212H187V210L185 211L184 209H183V207ZM174 207V208H173ZM177 207H179V209H180V211L178 212V216L177 215H174V214H177ZM181 207V208H180ZM200 208L202 207H205L204 205L203 206H199ZM199 207H196V208H199ZM163 208H165V210L163 209ZM194 208H195V206H194ZM195 208V209H196ZM249 208H251V209H249ZM163 209V210H162ZM168 209V210H167ZM173 209L174 210H176L175 212L173 211ZM120 210V211H119ZM171 210V211H170ZM196 210H198V209H196ZM195 210V211H196ZM103 211V212H102ZM122 211V212H121ZM145 212L144 213H146L147 211L146 210H144ZM148 211V212H149ZM183 211V212H182ZM204 211H205V209H204ZM248 211V212H247ZM96 212V213H95ZM121 213L120 215H119V213ZM171 212H172V214H173V217H172V215H171ZM183 214V216L182 215H180L181 213ZM186 212V213H185ZM251 212V213H250ZM162 213H164V215L166 214V213H170L169 214V216H166V215H168V214H166L165 215V217H166V219H164L165 217H162L161 215H162ZM185 213V214H184ZM196 213V212H195ZM203 213V212H202ZM206 212H204V214H205ZM89 214V215H88ZM90 214H91V216H90ZM94 214V215H93ZM106 214H107V216H106ZM110 214H112V215H110ZM123 214V215H122ZM187 214V215H186ZM254 214V215H253ZM118 217H117V216ZM163 215V216H164ZM190 215V217L188 218V216ZM249 215V216H248ZM251 215V216H250ZM90 216V217H89ZM95 218H94V217ZM110 216V217H109ZM114 216V217H113ZM148 216V217H147ZM187 216V217H186ZM93 217V218H92ZM171 217V218H170ZM177 217V218H176ZM180 217H182V220H181V218ZM185 217V218H184ZM193 217V216H192ZM202 217V215L200 216V218ZM185 220H187L186 218H188V222L187 223H185L186 221H184V219ZM91 219V220H90ZM111 219H113V220H111ZM245 219V220H244ZM93 220V221H92ZM105 220H108V221H105ZM262 220V221H261ZM181 221H183V222H181ZM98 222V223H97ZM145 223H146V220L144 221ZM154 224H153V223ZM180 222H181V226L183 225V224H189L188 226L187 225H185V226H187L186 228H189V227H191V226H195V224H196V226L197 225H199V227L197 228L196 226V228L198 229H190L191 231V233L189 232V229H183V227H181V228H179V225H180ZM190 222V223H189ZM239 222H236V224H238ZM97 223V224H96ZM183 223V224H182ZM139 225V224H138ZM140 225V226H141ZM191 225V226H190ZM239 225V224H238ZM101 226V227H100ZM123 226H125L124 228H123ZM177 226V227H176ZM184 226V225H183ZM185 226H184V228H185ZM200 226H202V227H200ZM119 227H121V228H119ZM149 228H151L150 230H152V232L150 231V230H148ZM152 228H154L155 230H158L159 231V233L162 231V233H160V234H158V232L156 233V231H153V229ZM158 228V229H157ZM162 228V229H161ZM180 229H181V231H180ZM184 230V233H183V230ZM200 229V230H201ZM146 230V231H145ZM129 231V232H128ZM180 231V232H179ZM188 231V232H187ZM146 232V233H145ZM155 232V233H154ZM165 234H164V233ZM170 232V233H169ZM195 232H196V234H195ZM169 233V234H168ZM186 233V234H185ZM142 234V235H141ZM156 235V234H158L157 236H159L160 237V243L158 242L159 241V237H157V236H153V235ZM165 236H164V235ZM172 234V235H171ZM185 235V237L183 236V235ZM208 234V236H206V235ZM210 234V235H209ZM101 235H103V234H101ZM125 235V236H124ZM128 235V236H127ZM201 235V236H200ZM214 235V234H213ZM129 236H130V238H129ZM190 236V237H189ZM199 238H198V237ZM204 236H206V238L207 237H212L213 239H215L216 241L214 242L215 244H214V248L213 247H210V244L212 245V243H211V239L209 240L208 238L206 239ZM221 236H223V234H221ZM127 237V238H126ZM162 237V238H161ZM170 237V238H169ZM171 237H173V239L171 238ZM176 237V238H175ZM193 237V238H192ZM198 239H197V238ZM203 237V238H202ZM165 238V239H164ZM190 238L192 239V240H190ZM195 238H196V240L199 242V243H197L196 242V240H195ZM200 238H202V239H200ZM130 239H131V241H134V242H136V245H139V246H141V244H142V247H140L142 250H143V248H144V251H146V253H148V255L150 256V254H154V255H152L151 256V259L150 258H148L149 256L146 254V253H144V251H141V249L140 248H137V246L136 245H134L133 244V242H131L130 241ZM146 239V240H145ZM151 239H153V240H151ZM187 239V240H186ZM204 239V240H203ZM205 239H206V242H205ZM167 240V241H166ZM190 240V241H189ZM201 240H203V242H205V243H203L202 244V241ZM141 241H143V242H141ZM146 241H150L149 243L148 242H146ZM192 241V242H191ZM196 243H195V242ZM209 243H208V242ZM218 241H220V242H218ZM226 241V240H225ZM163 242H165V246H163ZM166 242H168L167 244H166ZM177 242V243H176ZM180 242V243H179ZM188 242V243H187ZM193 242H194V244H193ZM212 242H213V240H212ZM139 243H141V244H139ZM156 243V244H155ZM182 243V244H181ZM208 243V244H207ZM220 243V244H219ZM147 245V246H145V247H143V245ZM150 244V245H149ZM161 244V245H160ZM180 244V245H179ZM193 244V245H192ZM196 244L199 246V244H202V250H201V245H200V248L198 247H196ZM205 244H207V245H209L208 247L207 246H205ZM222 244H223V248L221 247V248H219L220 246H222ZM133 245H134V247H133ZM174 247H173V246ZM218 245V246H217ZM220 245V246H219ZM225 245H227V244H225ZM138 246V247H139ZM181 246V247H180ZM195 246V247H194ZM153 247V248H152ZM158 247H160V248H158ZM164 247V248H163ZM179 249H178V248ZM187 247V248H188ZM203 247H205V249H206V251L204 250V252H202L203 251ZM138 250H137V249ZM162 248V249H161ZM173 248V249H172ZM175 248H177L178 250H176ZM198 249V251H196L197 249ZM207 248H211L210 250H207ZM146 249V250H145ZM147 249H149L150 251H147ZM153 249V250H152ZM168 249H169V251H168ZM176 250V251H178L177 253H176V251L173 253V250ZM189 248L188 249H184V250H190ZM221 249H223V250H221ZM236 249V248H235ZM242 249V248H241ZM240 249V250H241ZM140 250V251H139ZM170 250L172 251V253L170 252ZM200 250V251H199ZM221 250V251H220ZM233 250H234V248H233ZM240 250H239V252H240ZM155 251V252H154ZM158 251V252H157ZM225 251V252H224ZM243 252H244V250H242ZM238 252V249H237V255L235 254V252H236V250H234V252L231 250L230 251V256H227L228 258H223V255H222V258L226 261H224L225 262V264H239V262H240V260L239 261H235V259L236 260H238L239 258H240V256H242V254H243V252ZM136 253L135 255H133L134 253ZM139 252V253H138ZM142 252V253H141ZM216 252V253H215ZM226 252H228V254L226 253ZM156 253V254H155ZM158 253V254H157ZM169 253H171V254H169ZM221 253V254H220ZM232 253H234V256H231V255H233ZM172 254L173 255H176V257L175 256H172ZM204 254V255H203ZM226 254V255H225ZM239 254V255H238ZM213 255V256H212ZM220 256V258H219V256ZM237 257H236V256ZM244 255V254H243ZM162 256H164V257H162ZM188 256V257H187ZM194 256H195V258H194ZM160 257V258H159ZM174 259H173V258ZM213 257V258H212ZM217 257V258H216ZM232 257H234V258H232ZM163 258V260H161ZM192 258H193V260H192ZM219 258V259H218ZM231 260H230V259ZM149 259L150 260H153L152 262L151 261H149ZM170 259H173V260H170ZM213 259V260H212ZM217 259V260H216ZM227 259V260H226ZM240 259H242V260H246L245 259V256H243V257H241ZM174 260H176V262L174 261ZM190 260H192V261H190ZM241 260V263L242 264H249V262L251 263V264H257V263H252L251 261H249V260H247V261H242ZM148 261V262H147ZM169 261H171V262H169ZM249 261V262H248ZM145 262V263H144ZM161 262V263H160ZM216 262V263H215ZM220 262H219V264H220ZM229 262V263H228ZM245 262V263H244ZM240 263V264H241ZM264 264V262H262V261H260V262H258V264ZM177 264H180L179 262L177 263ZM224 264V263H223Z\"/></svg>",
    "mask_w": 264,
    "mask_h": 264
}]
</instances>
